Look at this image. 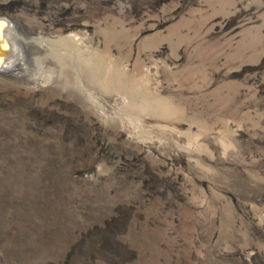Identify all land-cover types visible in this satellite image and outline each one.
I'll use <instances>...</instances> for the list:
<instances>
[{
	"label": "rangeland",
	"instance_id": "1",
	"mask_svg": "<svg viewBox=\"0 0 264 264\" xmlns=\"http://www.w3.org/2000/svg\"><path fill=\"white\" fill-rule=\"evenodd\" d=\"M0 16V264H264V0Z\"/></svg>",
	"mask_w": 264,
	"mask_h": 264
},
{
	"label": "bare ground",
	"instance_id": "2",
	"mask_svg": "<svg viewBox=\"0 0 264 264\" xmlns=\"http://www.w3.org/2000/svg\"><path fill=\"white\" fill-rule=\"evenodd\" d=\"M10 22H11V19L10 20H8V24H7V26H6V29H5V36H6V38H7V41L9 42L8 43V51L6 52V54H5V58L4 59H1L0 60V69H2V70H4V74H5V72L6 73H12V71H10V67L13 65L11 62H12V60H13V57L15 58L16 57V50H17V47L15 46V40H14V38H15V36H14V27H12V26H14V25H11L10 24ZM17 31V30H16ZM20 36V35H19ZM77 35H71V36H68V39H69V41H68V39L67 40H64L66 43H67V45H68V43L69 44H71L72 42L75 44V43H79V41H80V39H79V37H76ZM18 38H20V37H18ZM31 38V37H30ZM40 38V37H39ZM62 39V38H61ZM21 40H23V39H21ZM28 40V39H27ZM34 40V39H33ZM32 40V41H33ZM39 41V40H38ZM59 41V40H58ZM37 42V41H36ZM27 43V42H26ZM31 43V42H30ZM50 43V42H49ZM48 43V44H49ZM47 44V43H46ZM0 45H1V41H0ZM40 45V44H39ZM27 46V45H26ZM41 46V45H40ZM45 46V45H44ZM52 48V47H51ZM26 49V48H25ZM29 52V51H28ZM59 52V51H58ZM31 56V55H30ZM86 57V61L87 62H92V61H90V60H92V58L93 57H91V56H85ZM81 58V57H80ZM94 59V58H93ZM23 61V60H22ZM24 64V63H23ZM35 65V64H34ZM23 67V66H22ZM15 71V70H14ZM3 74V75H4ZM16 74V73H15ZM23 74H24V71H23ZM8 75V74H7ZM110 76V75H109ZM111 80H112V77L110 76V78H108V76H107V78H105V83H106V85H108V86H110L111 85Z\"/></svg>",
	"mask_w": 264,
	"mask_h": 264
},
{
	"label": "water",
	"instance_id": "3",
	"mask_svg": "<svg viewBox=\"0 0 264 264\" xmlns=\"http://www.w3.org/2000/svg\"><path fill=\"white\" fill-rule=\"evenodd\" d=\"M11 18L9 16H0V41H1V45H0V60L5 58V54L8 51V41L7 38L5 36V29L6 26L8 24V20H10ZM4 70L0 69V73H3Z\"/></svg>",
	"mask_w": 264,
	"mask_h": 264
},
{
	"label": "trees",
	"instance_id": "4",
	"mask_svg": "<svg viewBox=\"0 0 264 264\" xmlns=\"http://www.w3.org/2000/svg\"><path fill=\"white\" fill-rule=\"evenodd\" d=\"M50 167L51 168H49V169H51V170L54 169L55 168V164H53V166H50ZM46 169H47V167H46ZM50 186H52L53 188H55L56 190L59 191V189H58L59 185H58V182L56 180L51 179L50 181H48V184H47L46 188H48ZM53 188H49V189L51 191H53Z\"/></svg>",
	"mask_w": 264,
	"mask_h": 264
}]
</instances>
